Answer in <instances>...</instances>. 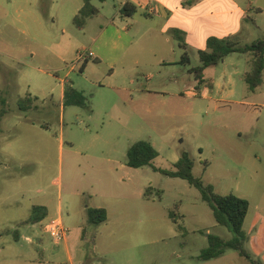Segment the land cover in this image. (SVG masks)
Masks as SVG:
<instances>
[{
  "label": "rangeland",
  "instance_id": "obj_1",
  "mask_svg": "<svg viewBox=\"0 0 264 264\" xmlns=\"http://www.w3.org/2000/svg\"><path fill=\"white\" fill-rule=\"evenodd\" d=\"M238 1L248 12L226 37L244 46L264 38V0ZM82 4L0 0V264H49L41 245L62 250L46 231L59 205L68 231L85 227L87 264H105L106 256L108 264H251L232 249L199 260L208 235L230 240L233 233L217 224L187 181L151 166L131 168L128 180L123 166L138 141L160 153L155 167L173 170L186 151L195 176L216 193L247 199L245 249L264 264V78L254 92L244 80L253 57L229 55L205 70L203 86L193 73L200 65L196 45L188 46V63L162 65L166 37L129 19L139 62L114 71L108 61L90 60L82 72V51L107 52L104 42L115 26L98 35L120 3L95 1L101 13L84 28L74 23ZM173 44L181 59L180 43ZM64 85L81 91L87 107L64 106ZM29 94L38 100L21 110L19 101ZM150 186L147 200L142 194ZM40 203L54 214L26 224ZM95 206L106 207V224L87 223L86 208Z\"/></svg>",
  "mask_w": 264,
  "mask_h": 264
},
{
  "label": "trees",
  "instance_id": "obj_2",
  "mask_svg": "<svg viewBox=\"0 0 264 264\" xmlns=\"http://www.w3.org/2000/svg\"><path fill=\"white\" fill-rule=\"evenodd\" d=\"M105 3L108 0H84V5L74 17V23L78 27H85L88 19L97 16L100 9L95 6L94 2ZM137 13V6L131 2H126L120 8V14L123 17L131 18ZM172 38L178 41L184 49L187 47L185 34L178 30L170 32ZM233 53L248 54L253 57L252 69L244 74V80L247 83L250 91L254 92L263 83L264 78V38L258 39L250 44L241 46L240 43L232 37L218 38L210 37L207 40L205 50L199 51L200 65L193 69L196 80L199 83H204V72L211 66H216L223 62L229 55ZM190 61L189 55L185 52L182 57V63L186 64ZM38 98H33L30 94L19 101L21 110H29ZM64 106H79L87 107L86 96L71 85H66L64 93ZM1 132V128H0ZM160 153L148 141H138L134 143L127 152L128 167L139 169L146 166H151L154 171L160 172L171 178H180L187 181L191 186L196 188L204 202H206L211 210L217 224L227 227L232 233L233 238L225 240L219 236L208 235L209 245L202 250L198 257L200 261H209L220 257L228 249L238 252L239 256L251 264H263L255 259L246 249L247 234L244 229V224L250 210V203L247 199L239 197L235 194L220 195L215 192L212 185L206 184L202 178L195 176L193 170L195 162L192 156L184 151L179 160L174 163L173 170H164L157 168L153 162L158 158ZM154 188L148 187L145 190V198L150 199ZM161 195L160 190H155ZM43 207L35 206L32 211V216L27 220L26 224H36L44 219ZM88 222L93 225H101L108 221V212L104 208H88ZM174 222L177 224L173 214H170ZM182 229L181 225H178Z\"/></svg>",
  "mask_w": 264,
  "mask_h": 264
},
{
  "label": "crops",
  "instance_id": "obj_3",
  "mask_svg": "<svg viewBox=\"0 0 264 264\" xmlns=\"http://www.w3.org/2000/svg\"><path fill=\"white\" fill-rule=\"evenodd\" d=\"M120 3L116 10V16L120 21H117L116 18L113 21H110L106 25L101 26L100 34L98 38L102 39L108 32V29L112 26H115V32L110 40L104 42V51L107 52H99L98 54H94V57L89 59L86 62H83V66L81 68L82 72L88 68V64L90 60L95 61H108V64L114 68V71L117 69H123V71L128 69L129 65L135 64L139 62L138 55L135 52H131L136 45H138L136 39H132L130 36L131 27L134 24H138L141 26L143 23L148 25L147 32H153L155 34H161L166 37L164 41L165 45H169V48H162L161 54L164 55L162 57L161 62L162 65H171L174 67L177 64H183L182 57L186 52L188 54V46L190 44H194L198 48V54L200 50H205L207 46V40L210 37H218L225 38L227 34L232 30V27L236 24L237 27L240 25L242 21V17H246L248 10L244 9L241 3L238 0H114ZM126 2H131L137 6V13L131 17L126 18L120 14V8ZM106 3V2H105ZM104 4V3H102ZM83 7L79 5L76 8L75 16L78 14L80 9ZM101 13V7H98ZM99 13V14H100ZM98 14V15H99ZM97 15V16H98ZM74 16V17H75ZM93 18V17H92ZM91 19V18H90ZM129 19L134 23L133 25L129 22ZM128 20V21H127ZM125 22V23H124ZM88 23V21H87ZM87 25V24H86ZM121 27V28H120ZM84 28V27H83ZM172 30H178L185 34V41L187 47L184 49L180 46V49L183 50L181 53V59H178L179 52L175 48V44L173 41L178 42L172 38L170 32ZM157 54V53H155ZM205 80V79H204ZM206 81V80H205ZM203 86H206V82L202 83ZM201 85V83H200ZM66 85L61 88V99L64 101V93H65ZM34 98V97H33ZM126 167V176L129 177L131 175V167ZM134 169V168H132ZM120 182L124 183L125 178L122 177ZM151 187V186H150ZM148 188V187H147ZM145 188V190L147 189ZM145 190L142 194L143 198H145ZM130 193V191H128ZM146 199V198H145ZM150 200V199H147ZM48 203H40L38 205L32 206V211L35 206L43 207V214L45 217L39 223L47 219L48 217H52L54 214L53 209L50 211ZM104 206H95L94 208H103ZM106 207H104L105 209ZM88 208H86L87 213ZM108 212V211H107ZM32 213V212H31ZM51 213V215H50ZM57 215L62 218V208L59 205L57 207ZM55 213V214H56ZM32 216V214H31ZM28 218V220L31 218ZM63 220V218H62ZM109 220V216H108ZM88 222V215L86 218ZM108 222V221H107ZM106 222V223H107ZM104 223V224H106ZM38 224V223H36ZM35 225V224H32ZM246 225V221L244 227ZM3 233H0V236ZM47 234H49L47 232ZM17 237V236H16ZM2 238V237H1ZM96 242L97 237H94ZM87 241L85 227L84 226H76L73 232L68 231V234L65 239L56 243H63L62 250L50 251L49 248L45 245L44 240H42V250L46 254L48 259V263L56 264L57 260L58 264H85V252L83 251L84 243ZM95 247L97 249L96 243ZM63 255L66 261L64 263L60 260V256ZM53 256V257H52ZM54 256H59L58 258H54ZM104 256L105 253H104ZM106 258L105 264H108L109 260ZM143 258V257H142ZM51 260V261H49ZM143 260H145L143 258ZM87 264V263H86ZM99 264H102L99 261Z\"/></svg>",
  "mask_w": 264,
  "mask_h": 264
},
{
  "label": "built area",
  "instance_id": "obj_4",
  "mask_svg": "<svg viewBox=\"0 0 264 264\" xmlns=\"http://www.w3.org/2000/svg\"><path fill=\"white\" fill-rule=\"evenodd\" d=\"M94 57V53L91 51H85L80 53V59L84 62ZM46 231L54 239V241L59 242L66 238L68 230L64 226L63 220L61 217L52 218L46 227Z\"/></svg>",
  "mask_w": 264,
  "mask_h": 264
}]
</instances>
